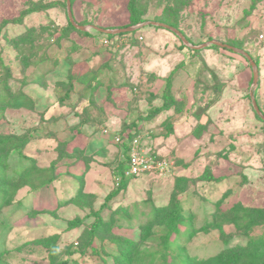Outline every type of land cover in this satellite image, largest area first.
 <instances>
[{
  "label": "rangeland",
  "instance_id": "rangeland-1",
  "mask_svg": "<svg viewBox=\"0 0 264 264\" xmlns=\"http://www.w3.org/2000/svg\"><path fill=\"white\" fill-rule=\"evenodd\" d=\"M126 3L75 0L73 20L78 25L83 22V31L88 34L69 31L61 35L70 21L66 0H0V21L17 17L32 4L39 7L27 13L22 22L9 23L3 29L10 38L31 27L38 37L30 48L33 55L16 52L1 39L0 57L11 73V90L17 91L34 77L39 82L21 88L33 97L34 104L19 109L0 107V132L28 133L30 141L24 152L35 159L38 168L32 172L45 171L46 175L20 188L13 206L4 209L0 264H47L43 240L50 242L55 237L60 249L77 242L82 227L69 229L68 221L77 217L84 225L90 223L93 217L89 213L114 189L113 172L124 154L122 143L113 136L120 133L122 124L134 121L140 126L145 150L165 158L169 167L160 174L131 178L108 201L100 214L104 221L117 219L104 234L136 238L154 208L169 202L176 178L182 177L186 188L180 199L185 217L178 225L179 233L173 234L174 242L166 252L167 226L147 229L145 225L139 246L144 260L153 252L159 253L158 259L166 253L172 262L187 257L207 259L223 248L245 245L249 238L264 235V222L247 231L243 222H225L234 208L264 207V45L254 35L258 21L256 8H251L253 0H191L176 28L188 44L175 31L155 24L161 23L155 20L162 9L158 0H141L142 5L147 4V12L140 31L115 36L113 47L105 46L100 42L104 32L97 33L95 26L121 29L127 21ZM229 39L243 42L242 47H233L255 61L256 81L243 54L211 46L214 42L230 45ZM22 47L28 49L30 44ZM2 67L0 73L4 72ZM172 71L174 100L145 119L152 108L163 104L166 78ZM78 75L86 76L78 81L74 79ZM69 79L75 81L69 97H64L67 88L60 83ZM3 93L0 88V95ZM91 93L93 104L88 102ZM252 99L258 102L259 112ZM83 116L87 125L80 122ZM60 143L78 157L86 155L87 168L81 160H62L58 167L62 173L56 181L34 192L39 182L49 177L47 169L58 158ZM7 162L13 171L22 159L13 152ZM82 169V193L77 195V181L69 173L78 174ZM21 200L24 206L44 212L26 215L14 206ZM217 208L219 213L213 214ZM111 211L118 213L111 215ZM208 222L211 224L203 229ZM111 246L105 242L103 247L112 252ZM78 260L94 264L92 257ZM106 260L112 263L111 256Z\"/></svg>",
  "mask_w": 264,
  "mask_h": 264
},
{
  "label": "trees",
  "instance_id": "trees-1",
  "mask_svg": "<svg viewBox=\"0 0 264 264\" xmlns=\"http://www.w3.org/2000/svg\"><path fill=\"white\" fill-rule=\"evenodd\" d=\"M191 0H158L159 4H162V9L160 14L155 17V20L164 23L173 28H179V18L181 12L187 7ZM262 0H253L251 8H256V13L258 12V6ZM75 0H70L71 9L73 8ZM141 0H127L126 8H127V21L124 22L120 28L132 26L138 24L140 22L145 21V14L147 12V4L142 5ZM39 10L38 6L32 4L30 8L23 9L17 17L13 19H2L0 21V42L1 39L5 41L8 45H12L15 51H19L21 54L28 51L31 55L35 53H31L32 44L34 40L38 39V37L34 36V28L27 27L21 33L17 34L14 37H7L6 33L3 32V29L9 23H20L22 22L24 16L27 13L32 11ZM79 25H83L81 22ZM255 38H257L259 28L253 27ZM69 31H76L79 34L87 35L88 32L83 31L75 25H73L70 21H68L66 27L63 28V32L61 35H67ZM140 29L133 31H124L117 34L113 33H102L103 37L100 39V42L103 44V39H107L108 43L105 46L113 47L112 38L115 36H127V35H135L138 33ZM97 33H101V31H96ZM134 42V41H133ZM30 44V47L25 49L22 45ZM231 46L242 47V41L236 39H229L227 41ZM183 46V44H182ZM213 48H219L216 44H211ZM2 58L0 57V67L4 64ZM3 73H0V88L3 90V94L0 95V107L2 109H19L27 104H34L35 100L33 97L28 94L26 91L21 89L25 85L30 83L39 82V78H33L30 82L24 81L21 87L17 88V91H12L8 84V77H10L11 73H9V69L6 65L3 67ZM23 72V71H22ZM173 71L166 78V83L164 87V92L162 94L163 104L160 107L152 108L148 116L145 119L153 116L157 111L166 108L170 105V103L174 100L171 95V80L173 76ZM86 76V75H84ZM83 75H78L74 77L75 80H82L84 78ZM69 79L67 82L62 81L60 84L66 87L67 91L64 97H69L70 92L73 88V82L75 80ZM94 89H92L93 91ZM89 103L93 104L92 93L90 99H88ZM258 104V102H256ZM260 109V106L258 104ZM82 111H85V107H83ZM81 123L87 125V120H85L84 116ZM118 134V133H117ZM121 137V143L123 146V154L124 158L118 161L115 166V170L113 172V178L118 176L120 178L118 185L114 186L109 193H107L100 204L99 208L93 210L89 213L90 216L93 217L92 221L88 224L84 225V221L81 218H73L68 221V228H76L82 227L80 229L79 234L77 235V242H70L64 245L61 249L57 247L55 237L49 242L48 240H43L44 248L47 251V264H80L78 258L79 257H92L94 264H264V235H259L256 237H251L248 239L245 245H235L233 247L223 248L218 254L210 258L204 259H192L187 257L185 260L178 261H169L168 255L166 253L162 254V259H158L157 252H153L149 255L148 261L144 260L143 255H139V246L144 239V226L147 225V229L151 226H167V230L165 233V242L163 249L168 252L170 244H173L175 233L176 235L179 233L178 225L182 222L185 215L182 208V201L180 199V194L184 192L186 185L184 184L185 179L182 177H177L175 181V187L171 192L170 200L167 204L155 207L152 213V216L149 218L146 224L140 225L138 229V236L136 238L133 237H124L117 235V233H108L115 224V217H111L108 221H104L100 212L104 207L108 206V201L113 198L120 190L124 189L127 185V182L133 178L138 176H126L124 174L127 169V149L129 145V141L137 135L141 136L140 126L135 121L131 123V125L122 124L120 129V133L118 134ZM30 141V135L28 133H23V135L19 136L12 132H0V218L3 214V211L9 205H12V200L18 190L23 186H28V183L33 179L41 180L45 175L44 172H32V170H37L36 161L33 157H30L24 152L25 146ZM142 141V137H141ZM66 142V140H65ZM61 146L60 153L58 158H56L47 169V173L49 177H46L45 180L39 182L37 188H34V192L50 186L54 181L59 177L62 173L58 170L59 162L62 160H73V161H83L85 164L84 168H87L86 155L78 157L77 152L73 154V152H68L63 147L65 143H60ZM143 145V144H142ZM16 153L22 159V163L17 170L10 171L7 158L10 153ZM70 164V162L68 163ZM83 170V171H82ZM80 173H69L72 177L77 181V187L75 194L79 195L82 193L83 187V175L84 169H82ZM61 172V173H60ZM59 203V202H58ZM24 202L17 201L14 206L18 208H22L26 215H31L33 212L41 213L44 210L38 208L39 210H35L34 207L24 206ZM13 206V205H12ZM17 208V209H18ZM56 208V207H55ZM16 209V208H15ZM235 209L230 217H228L225 222L231 223L234 225L240 224L243 222L245 225L243 229L247 231V229H251V226H256L262 224L264 222V207H255V208H243V211ZM46 211V210H45ZM114 213H118L116 211H111V215ZM219 213V208L213 214ZM211 222L205 223L203 229L207 228ZM194 233V232H193ZM104 234V235H103ZM174 234V235H175ZM40 240V239H39ZM37 240V241H39ZM96 242V243H95ZM99 242V245H97ZM109 242L112 244V252L105 249L104 243ZM249 249V250H248ZM4 253L0 252V259L3 257ZM64 256V257H63ZM108 256L112 257V263H109L106 259ZM158 261V262H157ZM1 262V260H0Z\"/></svg>",
  "mask_w": 264,
  "mask_h": 264
},
{
  "label": "built area",
  "instance_id": "built-area-1",
  "mask_svg": "<svg viewBox=\"0 0 264 264\" xmlns=\"http://www.w3.org/2000/svg\"><path fill=\"white\" fill-rule=\"evenodd\" d=\"M258 23L256 27H261L259 29L256 41L264 45V0L258 6V12L255 17ZM142 38L141 36L139 37ZM103 44H107L108 40L103 39ZM105 132L107 130L105 129ZM116 142H121V137L118 134L113 136ZM169 167V163L165 158L154 155L145 150L142 145L141 136H134L130 141L127 149V169L124 174L128 177L130 176H140L144 174L152 173H163ZM120 178L118 176L114 177L115 185H118Z\"/></svg>",
  "mask_w": 264,
  "mask_h": 264
},
{
  "label": "water",
  "instance_id": "water-1",
  "mask_svg": "<svg viewBox=\"0 0 264 264\" xmlns=\"http://www.w3.org/2000/svg\"><path fill=\"white\" fill-rule=\"evenodd\" d=\"M66 4H67V12H68V16H69V19H70L71 23H72L73 25H75V27H77V28H79V29H81V30L86 29V26H84V25H78V24H76V23L74 22L73 17H72V13H71L70 0H66ZM143 24H144V23H138V24H136V25L129 26V27H127V28H121V29H115V30H111V29H101V28H98V27H96V26H95V29H97V30H99V31H101V32H104V33H115V32H120V31H124V30H128V31H130V30L138 29V28L141 27ZM155 24L160 25V26H163V27H166V28H168V29H171V30L175 31V32L179 35V37L182 39V41H183L184 43L188 44V41L185 39V37H184V36H183V35H182L177 29H175V28H173V27H170V26H168V25H166V24H163V23H155ZM214 43L217 44V45H219V46L227 47V48H230V49H232V50H234V51H237V52L243 54V55L247 58V60L249 61L251 67L253 68V81H256L257 76H258L257 68H256V63H255V61H254V60H253V59H252V58H251L246 52H244V51H242V50H240V49H238V48H235V47H233V46H230V45L224 44V43H219V42H214ZM252 100H253L252 102H253V105H254L255 110L259 112V108H258V106H257L256 101H255L254 99H252ZM262 117H263V116H262ZM263 118H264V117H263Z\"/></svg>",
  "mask_w": 264,
  "mask_h": 264
},
{
  "label": "crops",
  "instance_id": "crops-1",
  "mask_svg": "<svg viewBox=\"0 0 264 264\" xmlns=\"http://www.w3.org/2000/svg\"><path fill=\"white\" fill-rule=\"evenodd\" d=\"M254 27H256V26H254ZM258 28L261 29V27H259V26H258ZM144 175H145V174H144Z\"/></svg>",
  "mask_w": 264,
  "mask_h": 264
}]
</instances>
